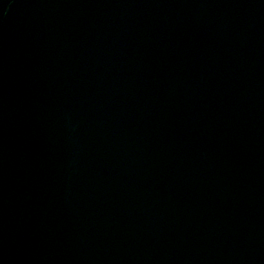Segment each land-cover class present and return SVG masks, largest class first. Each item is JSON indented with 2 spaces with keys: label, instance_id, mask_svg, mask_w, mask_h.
<instances>
[{
  "label": "water",
  "instance_id": "water-1",
  "mask_svg": "<svg viewBox=\"0 0 264 264\" xmlns=\"http://www.w3.org/2000/svg\"><path fill=\"white\" fill-rule=\"evenodd\" d=\"M0 264H264V0H0Z\"/></svg>",
  "mask_w": 264,
  "mask_h": 264
}]
</instances>
